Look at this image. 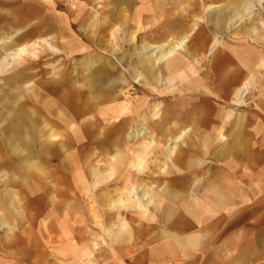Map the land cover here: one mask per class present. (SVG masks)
Here are the masks:
<instances>
[{"label": "rangeland", "instance_id": "obj_1", "mask_svg": "<svg viewBox=\"0 0 264 264\" xmlns=\"http://www.w3.org/2000/svg\"><path fill=\"white\" fill-rule=\"evenodd\" d=\"M230 2L0 0V264H59L77 255L66 253L72 242L93 262L100 251L101 264H156L149 258L161 244L156 238L177 224L181 206L220 187L228 188V201L206 203L213 214L206 213L201 245L168 263L264 264V68L255 70L261 84L242 104H227L214 89L237 54L264 59V0H251L254 22L228 13L221 26L217 11ZM211 5L218 26L207 20ZM179 15L186 18L174 21ZM200 33L212 38L204 56L195 53ZM184 37L186 46L152 68L155 48ZM204 97L219 103L218 111H234L225 140L213 137L206 153L198 132ZM184 130L185 144H177ZM52 133L59 140L51 141ZM176 146L179 165H172L168 150ZM247 154L249 160L241 156ZM145 155L142 169H131ZM149 191L157 200L143 218L130 206L147 207ZM131 219L144 220L145 248L127 257L106 232L113 225L130 232L127 224L138 227ZM77 256L65 264H81Z\"/></svg>", "mask_w": 264, "mask_h": 264}, {"label": "crops", "instance_id": "obj_2", "mask_svg": "<svg viewBox=\"0 0 264 264\" xmlns=\"http://www.w3.org/2000/svg\"><path fill=\"white\" fill-rule=\"evenodd\" d=\"M253 55L255 58L251 62L249 68L242 66L243 63L241 59L244 58L243 56L250 57ZM234 57L236 59H233L231 67L235 69L241 68L242 69L241 73L243 74V76L247 74L251 75L252 78L255 80V83H253V85L261 84L260 79L256 78L257 76H255V70L264 68V59L261 58L262 56L256 55L255 52L245 51V52L237 54ZM238 87L239 85L237 84L234 86L230 85L229 87H226L224 89H219V90H217L218 88L214 86V89L218 97H220V100L222 99L225 100L227 104H242L243 102L242 100L240 103L235 102L236 99H234L233 93H232L233 90L237 89ZM215 100H217V97L215 98ZM219 106H221L219 103L215 101L213 102L211 101V99L207 97L202 98V109H201L202 116H201V121H200L201 124L199 123L200 128L198 132L200 135L202 134L204 136V140L201 141V147H200L204 153H206L211 147L213 137H215L216 141L225 140V135H224L225 128L227 127L229 120L234 114V111L221 112L222 109L218 111L217 109L219 108ZM257 106L259 107V105ZM260 111L262 112L261 114H264V109ZM244 128L245 126L243 125V123L237 124L236 126V131L238 132L237 134L240 135V133H242ZM204 129H207L209 132L208 131L204 132L205 131ZM182 134H185V135H184V138L182 139L183 141L181 140L180 142L185 144V137L187 136L186 130L180 133V135ZM169 150H168L167 160L170 161L171 164L173 165V163L177 159L176 165H179V159L177 158L178 156L177 146H176V155L174 157L169 156ZM227 154L228 153L224 151V153L222 154V159H225L227 157ZM241 156L244 157L245 160H249L250 155L247 154V155H241ZM196 162L198 163L197 165H203L204 163L202 159H199ZM229 162L232 163L233 161L230 159ZM167 167L168 166L165 164V171H166L165 174L168 173ZM188 168H191V166L190 167L188 166ZM188 168L186 166V169ZM151 187L152 185L149 187V189H151ZM219 189L222 190V192L219 190H214L212 191L211 194L205 195L204 196L205 198L198 199L197 204L195 205L183 204V206H181L182 213L176 219L177 224L174 226V223H175V220H174L172 223H170L169 229L163 231L156 238V241L157 240L161 241V244H159L154 250L150 252L149 258L151 259V261H155L156 264H162V262L166 260L167 262L165 261V264H169L168 260H173V259H178V258L181 259V257L186 259L190 257L188 254L184 255L186 250L188 248L194 250V249H197V247L201 245V240L205 238V232H206L205 227H203V225H205V223L207 222L206 213L211 214L213 212L211 211V209L209 210L206 203L207 202L219 203L223 205V204H226V202L228 201V198H227L229 196L228 188L224 190L220 187ZM168 193H166V195ZM147 194L148 193H145L144 196ZM148 195H149L150 200L153 201L152 204L154 206L157 200V195L152 193L151 191H149ZM150 206L151 205H149L148 207L142 206L144 209L146 208V210L144 209L139 210L143 218L149 217V214L147 213H148V208ZM219 208L220 207L216 205L215 209H219ZM121 210L123 209H118L116 211L118 215L117 216L118 219L121 218L120 216ZM173 212H174V209L168 208V210H166V215L168 216L173 215ZM143 221L144 220L131 219V224L138 223L137 228L133 226L130 227V224L125 223L127 224V228L130 230V232L127 231L126 233L123 230L121 231L118 230L119 228H122L120 225L119 226L113 225V227H115V231L107 230L106 233L108 234L111 240L112 247L115 249L116 252L124 253L128 257V256L135 255L138 251H141L145 248L143 237H142L143 232L141 230ZM120 223H123V222H120ZM7 243L9 242L7 241ZM83 249H84V246L80 247L78 244L72 242L71 247L66 251V253L70 254L71 252H77L78 256L77 255L67 256V257L65 256L66 260L59 261V264H65L67 262H70L76 259V256L80 257L81 264H85V263L86 264H101L100 251L96 253L97 261L93 262L94 261L93 255H89L88 253H85ZM76 262L77 261L73 263H76ZM73 263H70V264H73ZM16 264H23V263L22 262L19 263L18 261Z\"/></svg>", "mask_w": 264, "mask_h": 264}, {"label": "bare ground", "instance_id": "obj_3", "mask_svg": "<svg viewBox=\"0 0 264 264\" xmlns=\"http://www.w3.org/2000/svg\"><path fill=\"white\" fill-rule=\"evenodd\" d=\"M147 1V0H146ZM184 1L186 0H173V4L179 6L180 4H178L179 2L181 3V5H183ZM263 0H260V2H262ZM251 0H231L230 4L227 6V11L224 13L222 11H217L218 14L220 15V17L222 18V22H221V26H224L227 24V16L229 15L228 13H230L231 15H233L235 18H237V20L239 22H248V20L250 19V15L252 13V11L250 10L249 6H250ZM125 5V4H124ZM134 6V5H133ZM176 7V6H175ZM215 7H213V5L208 7V11L209 13L214 10ZM130 9V8H129ZM217 9V8H216ZM215 9V10H216ZM218 10V9H217ZM186 11L183 10L182 13H185ZM36 13V12H35ZM23 16V15H22ZM34 16V15H33ZM14 17V16H13ZM31 17V16H30ZM39 17V16H38ZM18 18V17H17ZM21 18V17H20ZM27 18V17H26ZM186 16L185 15H179V17L175 18L174 21L176 20H182L185 19ZM248 18V19H246ZM31 20V19H30ZM38 20V19H36ZM212 25L218 26L219 23L217 22V18H215L212 13L209 14V17L207 19ZM29 21V20H28ZM41 21V20H40ZM173 21V22H174ZM172 22V23H173ZM235 21H233L232 23H234ZM251 22H254V19L251 20ZM231 23V24H232ZM25 25V24H23ZM13 29V28H12ZM2 30V29H1ZM5 31V30H4ZM251 31V30H250ZM201 32V30H200ZM254 32V31H253ZM202 34V33H200ZM199 34V36H200ZM246 34H249V30H246ZM255 34V33H254ZM258 34V32H257ZM210 41H212L211 36H207V34H202V36H200L199 38V42L198 45L195 48V53L199 54H203V56L209 51V46H210ZM188 43V39L186 37H184L181 40V43L179 45L176 46H172V47H161V48H155L154 50L156 51L157 54V59L154 63H152V68L157 67L158 65H160L161 63L163 64L164 61L172 58L174 56V54L176 52L179 51V49L184 46H186ZM23 53L24 51L21 50L20 53ZM216 56V54L214 55ZM244 58L241 59L242 61V66L244 67H248L250 66L251 62L254 60V55L247 57V56H243ZM215 64L220 62V58H215ZM8 62V61H7ZM164 65V64H163ZM223 65H227V64H223ZM242 69H235L232 68L231 65L228 66H222L221 70H220V74L218 76V80H217V85L219 86V88L224 89L226 87L234 86V85H239V87L235 90H233V97L234 99H236V103H240L242 98L245 97L248 94L249 88L253 85V83H255V80L252 78L251 75H244L241 73ZM100 75V74H99ZM216 82V81H215ZM67 100V99H66ZM89 101V99H88ZM69 102V101H68ZM65 103V102H64ZM66 104V103H65ZM74 105V104H73ZM68 107V106H67ZM73 107V106H72ZM76 108V107H75ZM88 108V107H87ZM91 108V107H90ZM95 108V107H94ZM77 109V108H76ZM93 110V109H92ZM35 111V110H34ZM73 111V110H72ZM87 111V110H86ZM33 112V111H32ZM85 112V111H84ZM37 115V114H36ZM90 115V114H89ZM160 115H159V108L157 107L153 118L155 119H159ZM82 118V117H81ZM88 119V118H87ZM84 122V121H83ZM48 125V124H47ZM75 126V125H74ZM83 126V125H82ZM88 128V127H87ZM83 129V128H82ZM185 134L180 135L177 139L176 142L179 143L183 138H184ZM59 135L56 133H52L50 135V140L51 141H57L59 140ZM176 155V147L172 148L169 150V156L170 157H174ZM146 158L147 156L145 155V157L143 158H138L136 160V163L131 165V169H136V170H140L142 169V167L145 165L146 163ZM115 159L116 161L114 162L115 165L119 164L120 161V157L118 155H115ZM172 159V158H171ZM109 177L111 178L114 175V167L112 166L110 171H109ZM43 180H45L44 176H42ZM143 195V194H142ZM17 196V195H16ZM148 197V196H147ZM18 198V196H17ZM19 201V200H18ZM136 201V200H135ZM137 202V201H136ZM153 203L152 200H150L148 202V206L151 205ZM21 204V203H20ZM19 204V205H20ZM126 207V205H124ZM147 206V207H148ZM124 207V208H125ZM131 209H139V210H143L144 208L141 207L138 203L133 202L132 205L130 206ZM146 210V208L144 209ZM6 225V224H5ZM7 226V225H6ZM5 226V227H6ZM4 227V226H3ZM73 264H79V261H77L76 263Z\"/></svg>", "mask_w": 264, "mask_h": 264}]
</instances>
